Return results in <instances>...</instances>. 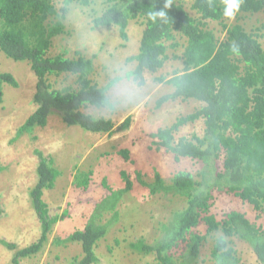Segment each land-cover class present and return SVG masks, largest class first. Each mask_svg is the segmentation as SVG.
I'll return each mask as SVG.
<instances>
[{
    "label": "trees",
    "instance_id": "obj_1",
    "mask_svg": "<svg viewBox=\"0 0 264 264\" xmlns=\"http://www.w3.org/2000/svg\"><path fill=\"white\" fill-rule=\"evenodd\" d=\"M102 1L106 7L101 14L93 15L95 29L118 27L120 37L126 41L131 23L144 26L139 52L130 58L136 63V68L128 73L134 83L144 86L146 73L157 74L168 61H181L183 69L171 78L155 79L174 90L160 98L158 106L178 99L202 105L171 127L150 135L158 151L164 149L176 161L189 159L198 168L195 172L175 174L169 183L160 174L147 182L142 172H136L138 184L150 196L172 194L185 199L186 205L161 223V236L154 244L141 239L132 243L131 248L141 255L153 256L156 264H195L211 238L215 242L211 252L213 264H241L233 247L237 239L248 245L259 264H264V24L247 30L242 21L264 14V0H243L232 18L224 15L225 0ZM94 2L0 0V51L14 62L29 63L37 78V109L20 127L16 138L45 128L53 115L69 127L92 134L116 132L111 119L85 112L90 107L115 109L110 105L108 88L95 82L94 58L80 51L75 52L74 58H69L67 52L49 55L55 41L68 34L65 22L70 8L74 4L89 8ZM233 18L235 22L231 23ZM212 23L221 26L225 37L217 36ZM70 78H75V84L55 88L59 79ZM4 85L15 88L18 83L11 74L0 72V103ZM199 120L205 125L202 137L183 136L176 140L175 134L182 127ZM129 121L130 118L120 130L129 129ZM35 154L39 160L38 181L30 197L42 235L37 243L24 249L0 240L15 252L12 264H22L23 259L40 253L53 227L69 217L67 211L51 216L44 194L55 188L61 172L53 158L39 150ZM119 155L130 160L129 150H121ZM3 170L0 165V172ZM76 170L74 187L87 191L94 171L83 172L78 167ZM121 176L125 182L121 190H113L106 179L103 181L108 194L95 205L83 230L55 241L54 245L80 244L82 256L73 258L72 264L99 263L96 247L120 221L119 205L135 187L126 173ZM218 194L251 207L255 218L250 220L245 213L233 211L219 221L212 213V201ZM201 227H205V233L198 230Z\"/></svg>",
    "mask_w": 264,
    "mask_h": 264
},
{
    "label": "rangeland",
    "instance_id": "obj_2",
    "mask_svg": "<svg viewBox=\"0 0 264 264\" xmlns=\"http://www.w3.org/2000/svg\"><path fill=\"white\" fill-rule=\"evenodd\" d=\"M94 1L89 8L77 4L70 8L65 22L68 34L55 41L49 55L67 52L69 58H74L75 52L80 51L84 56L94 58L95 82L99 87L108 88L107 96L115 109L90 107L85 112L111 119L115 124V133L92 134L79 127H69L58 115H53L45 128H37L31 134L16 138L20 127L37 109L34 103L37 78L29 63L14 62L0 51V72L11 74L18 83L15 88L3 86V101L0 103V165L4 168L0 172V240L24 249L41 238V224L30 197L38 181L36 150L53 158L55 167L61 172L55 188L44 194L51 216L69 212V217L53 227L42 251L23 259L22 264H72L73 258L81 257L80 244L63 246L54 243L83 230L95 205L108 194L103 186L105 179L113 190L125 187L121 176L123 172L133 180L135 187L119 205L120 221L96 247L100 258L98 264H156L153 256L141 255L130 245L141 239L149 245L154 244L161 236V223L167 222L173 212L182 209L186 201L172 194L150 196L148 190L138 184L136 172H142L147 182L160 174L169 183L175 174L195 172L198 168L189 159L176 161L164 149L158 151L153 145L155 140L150 137L202 106L193 100L182 99L158 106L160 98L172 94L174 90L166 84H158L155 79L161 76L171 78L183 69L182 62L168 61L157 74L146 73V84L138 86L128 73L136 68V63L130 58L139 52L144 26L138 22L131 23L126 41L120 37L118 27L95 29L93 15L101 14L106 6L102 0ZM242 21L246 29L251 30L264 24V14L246 17ZM230 22H235V18ZM211 28L217 36L225 37L217 23H212ZM181 51L182 48L177 54ZM57 82L55 88L61 89L75 84V78L67 81L59 79ZM129 118V129L120 130ZM204 130V121L199 120L182 127L175 138L202 137ZM121 150L130 151L129 161L119 155ZM76 167L83 172L94 171L87 191L76 189L73 185L78 171ZM212 203V213L219 221L233 211L245 213L250 220L255 218L253 209L235 198L218 194ZM198 230L205 233V227ZM214 243L210 238L195 264H213L211 252ZM233 247L241 264H259L248 245L234 239ZM14 253L0 242V264H12Z\"/></svg>",
    "mask_w": 264,
    "mask_h": 264
},
{
    "label": "clouds",
    "instance_id": "obj_3",
    "mask_svg": "<svg viewBox=\"0 0 264 264\" xmlns=\"http://www.w3.org/2000/svg\"><path fill=\"white\" fill-rule=\"evenodd\" d=\"M243 0H225L226 8L224 10V15L228 18H232L239 11L240 6ZM158 15L163 16V13H159ZM153 19H155V14L153 15Z\"/></svg>",
    "mask_w": 264,
    "mask_h": 264
}]
</instances>
